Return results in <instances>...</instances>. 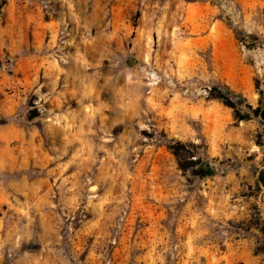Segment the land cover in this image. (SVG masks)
<instances>
[{
	"label": "rangeland",
	"instance_id": "obj_1",
	"mask_svg": "<svg viewBox=\"0 0 264 264\" xmlns=\"http://www.w3.org/2000/svg\"><path fill=\"white\" fill-rule=\"evenodd\" d=\"M263 114L264 0H0V264H264Z\"/></svg>",
	"mask_w": 264,
	"mask_h": 264
},
{
	"label": "trees",
	"instance_id": "obj_2",
	"mask_svg": "<svg viewBox=\"0 0 264 264\" xmlns=\"http://www.w3.org/2000/svg\"><path fill=\"white\" fill-rule=\"evenodd\" d=\"M230 94V92H226L225 94H219V96H211L212 99H218L220 100L225 106L231 108L234 112V117L235 119H238V120H243V119H246L244 117H239L238 116V110H237V105L235 102L229 100V98H226V96L228 97ZM240 104V102H239ZM257 109L255 110V113H257ZM262 120L264 121V114L262 115ZM171 149V152L173 154V156L176 158L177 160V164H178V167L181 171L185 172L186 171V166H184L182 163H181V159H182V156H183V145L180 143V142H176L174 144L173 147L169 148ZM189 157H191V155L189 156H186V159H189ZM189 164H190V167L192 169H194V174L203 178V177H207V176H210L212 175V170L210 169V167L207 165V164H204L205 166V169L202 170V167L199 168V158H196L195 160H190L189 161ZM259 185L263 186L264 187V177L261 178L260 181L257 182Z\"/></svg>",
	"mask_w": 264,
	"mask_h": 264
}]
</instances>
